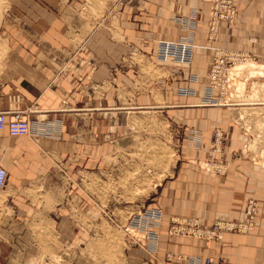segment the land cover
Segmentation results:
<instances>
[{
	"label": "crops",
	"instance_id": "0c3cea01",
	"mask_svg": "<svg viewBox=\"0 0 264 264\" xmlns=\"http://www.w3.org/2000/svg\"><path fill=\"white\" fill-rule=\"evenodd\" d=\"M86 2L10 0L11 12L0 36L7 40L15 63L13 74L0 86V113H7L11 121L15 109L38 104L39 116L61 113L65 123L58 141L37 143L0 132V166L7 170V188L14 192L8 200L31 213L34 205L23 198V191L31 189L44 169H60L79 181L85 174L109 168L107 158L116 152V139L125 131L120 126L128 115L150 110L176 117L185 114L193 131L200 132L206 151L193 149L195 159L180 163L157 187L151 206L162 207L165 213L159 261L165 263L170 253L175 259L165 264H178V255L264 264V167L246 155L243 127L231 109L204 106L201 100L214 49L246 52L264 64V0H236L235 25L221 21L214 32L211 5L203 0H119L98 24L94 17H84L89 10ZM192 10L199 12L194 65L157 64L159 41L181 39L185 33L176 19ZM190 74L198 75L200 83L190 84ZM184 87H195L199 93L180 96L178 90ZM65 100L68 108L62 109ZM216 128L226 133L224 150L216 156L224 165L223 175L204 168L212 159L209 151ZM69 198L68 192L59 204L61 227L68 225ZM252 198L260 204V215L257 230L250 235L228 233L219 243L169 234L177 219H199L208 228L215 221L243 220L246 202ZM8 250L0 234V264L6 262ZM146 258L144 250L131 252L132 264Z\"/></svg>",
	"mask_w": 264,
	"mask_h": 264
},
{
	"label": "rangeland",
	"instance_id": "374dc122",
	"mask_svg": "<svg viewBox=\"0 0 264 264\" xmlns=\"http://www.w3.org/2000/svg\"><path fill=\"white\" fill-rule=\"evenodd\" d=\"M118 1L87 0L89 10L83 15L94 17L95 24L103 23L110 7ZM11 7L10 0H0V28ZM14 63L7 40L0 36V86L13 74ZM257 63L247 61L237 66L231 73L239 78L237 87L224 99L245 130L246 155L264 166V68L260 67L264 64ZM67 108L65 100L62 109ZM150 111L128 115L122 126L117 124L125 131L116 139V152L107 158L109 168L100 173L85 174L77 181L60 169H44L31 189L23 191V198L34 205L31 213L8 200L14 194L10 187L0 191V202L5 201L0 234L9 248L4 264H132L131 252L142 249L125 230L129 217L144 208L156 207L151 205L158 185L180 163L195 159L193 132L198 131L189 125V117ZM54 114L42 119L61 124L64 132L65 120L61 113ZM73 189L76 194L72 196ZM68 192V225L61 227L63 219L58 209ZM159 254H147L148 258L139 264L168 263L167 258L165 263L160 262Z\"/></svg>",
	"mask_w": 264,
	"mask_h": 264
},
{
	"label": "built area",
	"instance_id": "2783aa9c",
	"mask_svg": "<svg viewBox=\"0 0 264 264\" xmlns=\"http://www.w3.org/2000/svg\"><path fill=\"white\" fill-rule=\"evenodd\" d=\"M211 5V31L214 32L219 22H226L228 26L235 25L238 8L236 0H203ZM199 12L192 10L189 16H181L176 22L184 31V36L177 41H164L158 43L156 63L166 65L169 62L191 68L195 63L197 44L195 41L197 33ZM255 57L246 52L228 51L222 48L214 49L213 63L209 73V81L202 93L201 100L204 106L227 107L231 105L224 99L226 93L234 87V79L231 71L236 62H256ZM258 64V63H257ZM190 84L200 83V77L190 74ZM198 89L195 87H184L178 90L183 97H196ZM42 110L37 106H31L25 110L15 109L13 119L7 120V113H0V132H7L12 137H29L35 141L41 139H59L63 133L61 124L49 123L42 119ZM243 137L246 136L244 128ZM194 146L196 150L206 151L205 145L199 138L198 132H193ZM246 141V139H245ZM226 145V133L217 128L214 131L213 142L210 149L212 159L204 163L208 172L223 175L224 165L217 161L216 156L221 155ZM258 166L256 160L252 159ZM264 167V166H263ZM8 172L0 166V191L6 189L8 184ZM260 215V204L255 199H249L245 206V218L239 221H215L212 227H206L199 219L183 218L173 220L169 226V234L173 237H187L191 239L209 240L223 242L224 236L228 233L250 235L256 232ZM165 213L162 207H147L133 213L127 222L126 232L132 238L135 245L147 252L150 256H157L160 251L162 229L164 226ZM167 261L172 262L175 257L167 254ZM178 264H227V261L220 257L203 259L195 256L178 255Z\"/></svg>",
	"mask_w": 264,
	"mask_h": 264
},
{
	"label": "bare ground",
	"instance_id": "6f19581e",
	"mask_svg": "<svg viewBox=\"0 0 264 264\" xmlns=\"http://www.w3.org/2000/svg\"><path fill=\"white\" fill-rule=\"evenodd\" d=\"M250 62V61H249ZM247 63V61L246 62H236V64H235V66H234V68L232 69V71H231V73H233L234 71H235V69L237 68V66L238 65H240V64H246ZM260 67H262V68H264V66H260ZM262 72H264V70H262ZM232 77V76H231ZM233 78V77H232ZM234 79V88H236L237 87V84H236V81H238L239 80V78H237V77H235V78H233ZM231 91V90H230ZM251 142V141H250ZM249 142V143H250ZM253 142V141H252ZM253 144V143H252ZM249 145V144H248ZM252 146V145H251ZM254 146V145H253ZM251 148V147H250ZM246 149H247V145H246ZM260 163V162H259ZM258 163V164H259Z\"/></svg>",
	"mask_w": 264,
	"mask_h": 264
}]
</instances>
